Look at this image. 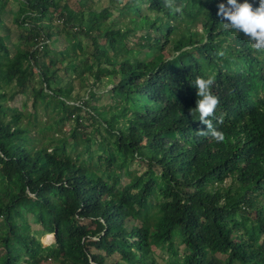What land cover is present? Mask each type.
Returning <instances> with one entry per match:
<instances>
[{"label": "trees", "instance_id": "16d2710c", "mask_svg": "<svg viewBox=\"0 0 264 264\" xmlns=\"http://www.w3.org/2000/svg\"><path fill=\"white\" fill-rule=\"evenodd\" d=\"M61 1L0 0V264H264V51L220 0ZM197 77L223 142L190 114Z\"/></svg>", "mask_w": 264, "mask_h": 264}, {"label": "clouds", "instance_id": "9594fccd", "mask_svg": "<svg viewBox=\"0 0 264 264\" xmlns=\"http://www.w3.org/2000/svg\"><path fill=\"white\" fill-rule=\"evenodd\" d=\"M163 2L164 6L170 8L173 13L182 14V6H174L173 0H163ZM216 16L222 22L223 30L235 31L237 34L242 31L255 50L264 51V0H251V2L250 0H220L217 3ZM213 83L212 77L195 79L194 85L199 99L196 100L195 108L190 109V114L198 112L199 121L207 127V131H199L200 135L210 134L216 142H223L224 133L215 129L212 120L209 119L214 116L215 109L220 103L219 98L210 90ZM217 122L222 123L220 120Z\"/></svg>", "mask_w": 264, "mask_h": 264}, {"label": "rangeland", "instance_id": "374dc122", "mask_svg": "<svg viewBox=\"0 0 264 264\" xmlns=\"http://www.w3.org/2000/svg\"><path fill=\"white\" fill-rule=\"evenodd\" d=\"M64 1H68V3L70 4V7L71 8H76L77 7V0H62L61 1V4L64 2ZM11 4V5H10ZM108 6V0H96V5H95V9L97 10H100L102 9L103 7H107ZM8 8L13 11L16 10V6H14L13 3H9L8 4ZM12 20V13L11 12H8L6 15H4V17L2 18V23H3V26H4V30H0V34L1 35H4L6 37V39L8 40V44H11V43H16L17 41V37H18V33H19V30L15 27V25L13 24V22L11 21ZM55 25H59L57 22L54 23V30L58 31L60 27H57ZM141 33H137L136 36L140 35ZM52 40H53V45H51V54L54 56V53L57 52V50H59L61 48V41L64 40V36L62 34H59V33H56V35L54 34L53 37H52ZM130 42H136V38L135 37H132ZM84 43H87V41L85 40ZM64 46V45H63ZM19 61L15 60L14 62L11 61L8 63V66H7V70L8 71H14L15 69V65L18 64ZM77 61L76 60H73L72 63H68L66 66L68 67H71L73 66L74 64H76ZM65 66V64H64ZM6 71V72H8ZM50 75V73L48 74ZM68 81L65 79L63 82H62V85L66 84ZM110 89V86H108L106 89L105 87L103 86H100L99 88H97V92H102V91H106V90H109ZM76 94L78 95H81L82 94V90H80L79 88H76L74 89L73 93H72V96L74 97ZM24 98L21 96V95H18L16 97H14L13 100L11 101H8L7 102V106H10V107H15V108H21V104L23 102ZM110 101H108L103 95L101 96L99 102H97L96 104L101 107V106H104V105H107L109 104ZM29 105L28 104V108H29ZM69 129V126H66L65 130H68ZM133 168L137 169L138 171L140 172H143L144 171V167L142 166L141 163H134L133 165ZM229 180H226V183L225 184H228ZM123 183H126V179L123 180ZM87 223V221L85 222ZM47 236V235H46ZM43 237V236H42ZM40 238V241H41V244H43L44 246H48L50 245L51 243H53V241H49V240H46V238ZM53 238V237H52ZM153 251L155 252L156 254V258L160 261V262H163L164 260L167 259V255L165 253L164 250H157V248H154L153 247ZM181 251H182V248H181ZM3 252V250L0 248V254ZM109 262V260L107 261Z\"/></svg>", "mask_w": 264, "mask_h": 264}, {"label": "bare ground", "instance_id": "6f19581e", "mask_svg": "<svg viewBox=\"0 0 264 264\" xmlns=\"http://www.w3.org/2000/svg\"><path fill=\"white\" fill-rule=\"evenodd\" d=\"M53 237V236H52Z\"/></svg>", "mask_w": 264, "mask_h": 264}]
</instances>
